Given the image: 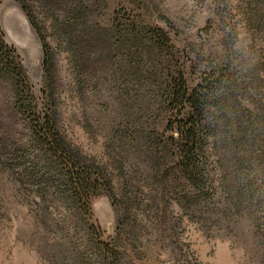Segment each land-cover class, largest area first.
Masks as SVG:
<instances>
[{"label":"rangeland","instance_id":"374dc122","mask_svg":"<svg viewBox=\"0 0 264 264\" xmlns=\"http://www.w3.org/2000/svg\"><path fill=\"white\" fill-rule=\"evenodd\" d=\"M70 24L80 38L98 32L108 39L119 25L162 29L175 48L172 65L182 68L190 87L231 65L246 82L260 76L256 92L264 100V0H0V31L21 56L39 112H46L48 102L36 28L55 55L56 113L67 147L110 184L90 201L88 215L21 182L5 142L24 144L28 125L14 113L11 89L3 83L0 264H83V254L84 260L99 259L97 239L120 251V264H264V190L261 198L242 193L247 181L237 173L235 148L210 140L205 161L209 182L202 190L175 169L165 181L153 173L150 160L116 133L128 122L157 126L164 133L156 86H141L124 76V53L118 50L81 75L61 37L63 26ZM100 48L95 47L97 54L103 52ZM159 80L165 82L166 74ZM251 90L248 103L256 94Z\"/></svg>","mask_w":264,"mask_h":264},{"label":"trees","instance_id":"16d2710c","mask_svg":"<svg viewBox=\"0 0 264 264\" xmlns=\"http://www.w3.org/2000/svg\"><path fill=\"white\" fill-rule=\"evenodd\" d=\"M30 20L32 22V18ZM119 27L115 36L110 35L108 39L98 32L80 38L72 32L71 24L61 30V37L81 75L96 60L118 50L124 53V61L120 63L124 76L134 77L141 86H156L159 99L156 111L159 117L164 116V133L160 134L157 126L148 128L145 124L136 126L133 123L130 126L128 122L117 130V139L129 141L136 153L150 160L153 173L164 181L175 169L197 190L204 189L209 182L205 161L210 140L222 141L226 147L235 148L237 173L242 181H247L242 185V193L247 191L253 198L259 194L261 198L264 190V100L256 92L260 90V76L246 82V78L232 71L230 65L214 70L192 88L182 68L172 65L176 58L175 48L170 46V38L162 29ZM36 29L44 52L43 94L48 102L44 113L35 105L18 50L6 42L0 31V86L6 82L10 87L13 111L27 123L29 131L27 141L21 146L6 141V153L21 182L27 181L37 187L42 197H59L89 215L90 201L110 184L103 173L67 147L56 113L55 55L42 31ZM95 47H101L103 52L97 54ZM165 74L167 80L160 82V76ZM251 89L256 94L252 93L248 103ZM245 174L252 179L242 176ZM89 233L97 235L94 226ZM96 241L99 259L84 260L83 254V264H120L121 253L117 248Z\"/></svg>","mask_w":264,"mask_h":264}]
</instances>
